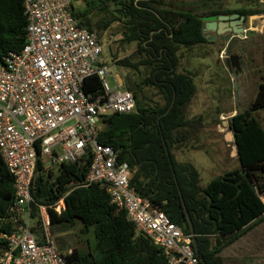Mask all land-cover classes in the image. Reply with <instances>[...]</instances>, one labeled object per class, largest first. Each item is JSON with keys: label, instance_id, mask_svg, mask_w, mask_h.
<instances>
[{"label": "trees", "instance_id": "obj_1", "mask_svg": "<svg viewBox=\"0 0 264 264\" xmlns=\"http://www.w3.org/2000/svg\"><path fill=\"white\" fill-rule=\"evenodd\" d=\"M73 1V15L82 28L99 38L116 29L110 36L121 35L119 45L127 53L113 58L118 68L127 71L124 86L135 97V110L104 117L99 143L114 147L120 161L129 165L131 188L191 236L187 210L202 264H226L224 249L264 226L260 197L264 193V128L258 115L264 111V82L249 107L229 120L240 167L203 186L196 166L176 157L183 148L200 150L207 128L204 116L188 117L198 89L193 75L181 70L183 50L208 44L199 15L179 9L171 0ZM77 1L84 2V7L77 8ZM197 1L213 10L227 0ZM240 1L249 6L263 4L262 0ZM215 10L245 17L264 13L261 8L245 7ZM27 25L22 0H0V67L10 53L24 49ZM84 90L101 94L100 79H88ZM91 161V155H85L50 169L39 159L31 203L32 230L39 242L44 238L40 215L44 206L54 234L77 224L84 233L93 231L94 246L86 254L75 249L66 256L68 264H167L162 249L137 231L105 188L82 186ZM15 194V177L0 154V261L9 250L6 237L18 225L11 213ZM61 200L65 207L58 213L55 208Z\"/></svg>", "mask_w": 264, "mask_h": 264}, {"label": "built area", "instance_id": "obj_2", "mask_svg": "<svg viewBox=\"0 0 264 264\" xmlns=\"http://www.w3.org/2000/svg\"><path fill=\"white\" fill-rule=\"evenodd\" d=\"M22 2L28 19L27 44L20 53H10L0 67V154L15 177L11 213L18 223L6 237L9 250L0 264H68L66 256L73 251L62 253L51 239L46 207H40L43 241L32 230L33 179L39 159L50 167L85 155L92 161L83 187L105 188L137 231L162 249L167 264H202L192 236L184 235L131 188L129 165L120 161L118 150L97 139L104 117L135 110L133 93L103 58L99 36L79 25L73 0ZM94 76L102 83L101 94L84 90ZM64 207L61 200L55 210L61 213Z\"/></svg>", "mask_w": 264, "mask_h": 264}, {"label": "rangeland", "instance_id": "obj_3", "mask_svg": "<svg viewBox=\"0 0 264 264\" xmlns=\"http://www.w3.org/2000/svg\"><path fill=\"white\" fill-rule=\"evenodd\" d=\"M171 1L181 10L193 11L202 16L211 8L210 5L197 0ZM75 5L77 8H83L84 2L77 1ZM214 7L229 10L243 7L248 9L263 8L256 5L249 6L240 0H227L222 6L214 5ZM252 20L258 21L253 25V29L246 33V37L241 39L234 47L235 52L241 54V61L237 66L232 63L227 64L228 57L223 42L206 44L182 52L181 70L188 71L193 75L198 89L197 95L187 109L188 117L193 118L202 115L205 117L207 124V128L202 133L201 149L193 151V154L196 156V162L201 169L203 167L206 169L208 165L209 167L213 166L212 173L210 171L208 175L210 179L207 180L206 172L202 173L204 181L206 179L208 183L226 171L240 166L238 158L233 152L234 142L227 139L230 131L228 128L223 127L222 122L229 121L228 117L230 115L249 107L256 97L258 85L262 82L261 79L264 78V27L260 28L264 19L257 17ZM113 32H116V29L105 33L100 38L103 46V58L112 67H115L113 69L114 73L120 74L124 79L127 71L117 67V60L115 61L113 56L117 55L119 58H123L127 53L119 45L121 35L110 36ZM108 82L112 87L114 86L112 77L108 78ZM235 84H237V90ZM155 99L160 100L159 97H155ZM218 109L219 112H217ZM258 115L264 128V111L259 112ZM216 117H218V120L215 121ZM184 151L185 149H182L176 153L178 160L181 159ZM190 151L192 152V150ZM58 152L62 153V150L59 149ZM53 168L55 166L50 165V169ZM261 228L264 230V226ZM50 235L63 253L76 249L80 253L86 254L94 246L93 231L84 233L81 231L79 224L55 234L50 227ZM254 242V240L247 239L246 243L242 245L244 252L236 253L235 256H251L253 260L247 263L264 264V251L260 250L256 255L250 253Z\"/></svg>", "mask_w": 264, "mask_h": 264}, {"label": "crops", "instance_id": "obj_4", "mask_svg": "<svg viewBox=\"0 0 264 264\" xmlns=\"http://www.w3.org/2000/svg\"><path fill=\"white\" fill-rule=\"evenodd\" d=\"M258 18L264 19V15H262ZM252 19L249 20V25H250L251 30L253 29V25L256 24V21H258V20L253 21ZM257 26H259V25L257 24ZM263 27H264V20H263L262 25H260V28H263ZM263 60H264V58H263ZM263 63H264V61H263ZM261 80H262V82H264V78H262ZM262 82H260V84ZM201 140H202V136H201ZM184 149H185V151L183 152L184 154H182V157H181V159H179V161L193 163L200 173L202 185L206 186L208 184V181H206V179L204 181V178L202 177V173L206 172L207 173V180L210 179V177L208 175L210 174V171L212 173L213 166L209 167V165H208L206 169L204 167L201 169L200 165L197 164V162H196V156H194V154H193L194 153L193 151H199V150H192L190 148L189 149L183 148V150ZM190 150H192V152ZM260 197H261L262 201L264 202V193L261 194ZM261 227H259L256 231L249 233L247 236L243 237L242 239L236 241L234 244H232L231 247H227L226 249H224L222 256L225 259L226 264H250L247 262L253 260L251 256H244V255L235 256V255H236V253L244 252L242 249V245H244L246 243L247 239H249L250 241H253V240L255 241L254 246L251 248V251H250L251 255H253V254L256 255V253L261 250L262 242L264 241V230H262ZM242 256H244V257H242Z\"/></svg>", "mask_w": 264, "mask_h": 264}, {"label": "flooded vegetation", "instance_id": "obj_5", "mask_svg": "<svg viewBox=\"0 0 264 264\" xmlns=\"http://www.w3.org/2000/svg\"><path fill=\"white\" fill-rule=\"evenodd\" d=\"M261 7H263L262 9H264V4H262ZM215 9L216 8H214L212 10L210 8V10H208V12L204 16L199 15V18L201 20H202V18H206V17H216L217 18L214 21H210V24H215V28L211 29V30H207L206 32H204V29L206 28L207 23L202 21L204 23L203 33L208 40V44H214L216 42H223L225 44L226 51H227L228 47L230 46L231 55H230V57L227 58V64L229 65V63H232L234 66H237V65H239V63L241 61V54L238 52H235L234 47L241 39L246 37V33H249L251 31L250 25H249L250 16H248V17L244 16L245 17V20L243 23V28L245 30L243 33L244 37H240V36L235 37L236 35L233 34V32H230L233 29L229 24L230 21L229 20L223 21V20H220L219 18L221 16L231 17L232 15L238 14V13H234V14H222V13H220V14H218V13L213 12V11H216ZM259 15H264V13L259 14ZM212 26H214V25H212ZM234 38H236V39H234ZM217 112H219V109L217 110Z\"/></svg>", "mask_w": 264, "mask_h": 264}, {"label": "water", "instance_id": "obj_6", "mask_svg": "<svg viewBox=\"0 0 264 264\" xmlns=\"http://www.w3.org/2000/svg\"><path fill=\"white\" fill-rule=\"evenodd\" d=\"M262 2H264V0H262ZM260 16H262V15H251L250 16V19L257 18V17H260ZM216 19H217L216 17H206V18H202V21L207 23V26L204 29V32H206L207 30H211V29H214L215 28V24H210V21H214ZM219 19L220 20H223V21H228V20L230 21L229 24L233 28L232 31H230V32H233V34L236 35L235 37H239V36L240 37H244V35H243V33L245 31L244 28H243V23H244V20H245V17L244 16H240L239 14H234L231 17L221 16ZM212 25H214V26H212ZM234 39H236V38H234ZM226 55H227V57H230V55H231V48H230V46L228 47V49L226 51ZM235 85H236L235 86V89L237 90V84H235ZM235 115L236 114L230 115L228 117V119H231ZM215 120H218V117H216ZM222 125H223V127L228 128V130L230 131V134L227 135V139L228 140H232V142H234V137H233V133L231 131V127H230L229 121H223L222 122ZM90 150H91L90 148H87L86 149V153H89ZM233 152H234V155L237 158H239V151H238V148H237L235 142H234V146H233ZM186 214H187L188 221H189V224H190L193 245L195 247V251L197 252V247H196V243H195V232H194L193 223H192V221H191V219H190V217H189V215L187 213V210H186Z\"/></svg>", "mask_w": 264, "mask_h": 264}]
</instances>
